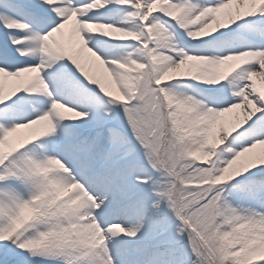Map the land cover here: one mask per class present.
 Listing matches in <instances>:
<instances>
[{
  "label": "snow or ice",
  "instance_id": "1",
  "mask_svg": "<svg viewBox=\"0 0 264 264\" xmlns=\"http://www.w3.org/2000/svg\"><path fill=\"white\" fill-rule=\"evenodd\" d=\"M264 0H0V264H264Z\"/></svg>",
  "mask_w": 264,
  "mask_h": 264
},
{
  "label": "rangeland",
  "instance_id": "2",
  "mask_svg": "<svg viewBox=\"0 0 264 264\" xmlns=\"http://www.w3.org/2000/svg\"><path fill=\"white\" fill-rule=\"evenodd\" d=\"M258 86L264 87V79H261L259 77L256 78ZM0 151H2V146H0Z\"/></svg>",
  "mask_w": 264,
  "mask_h": 264
}]
</instances>
